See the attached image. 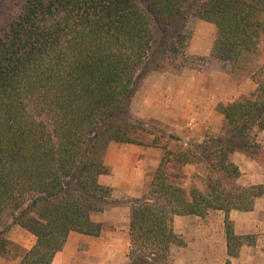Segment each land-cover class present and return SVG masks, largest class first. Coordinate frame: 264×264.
Masks as SVG:
<instances>
[{
  "label": "trees",
  "instance_id": "trees-1",
  "mask_svg": "<svg viewBox=\"0 0 264 264\" xmlns=\"http://www.w3.org/2000/svg\"><path fill=\"white\" fill-rule=\"evenodd\" d=\"M7 1V0H3ZM19 14L0 28V256L18 249L19 264H52L71 233L99 238L93 220L117 203L100 183L111 168V144L146 146L131 103L138 79L177 61L187 48L185 30L195 18L216 27L210 59L249 70L264 46V0H21ZM264 68L248 97L220 104L219 136L193 150L164 155L141 198L130 209L124 264H172L184 238L175 216L225 213L229 259L255 236L237 235L232 211L251 212L264 185L243 187L236 153L264 161ZM203 164L206 188L185 189L169 165ZM18 226L35 237L29 250L11 242Z\"/></svg>",
  "mask_w": 264,
  "mask_h": 264
},
{
  "label": "crops",
  "instance_id": "crops-1",
  "mask_svg": "<svg viewBox=\"0 0 264 264\" xmlns=\"http://www.w3.org/2000/svg\"><path fill=\"white\" fill-rule=\"evenodd\" d=\"M207 24L211 27L205 31L200 30L194 35L189 54L207 58L215 65H221L210 59L217 31L214 25ZM210 61L207 70L183 71L180 74L159 79L152 92L151 89L149 90L142 104L143 117L162 122L164 126L169 127L171 133H176V138L178 137L184 146H188L189 140L195 137L197 138L196 143L201 144L211 136L221 135L225 120L224 116L218 112V106L248 97L256 91L258 85L253 76L260 68H264V46L254 64H251L249 70L246 71L247 75L244 78L234 77L231 67L225 70L215 68V66L213 68L210 66ZM257 140L264 146V132L258 133ZM143 147L111 144L105 159L106 165L111 168L112 172H116L123 165L130 163L129 156L135 153L139 155H137L138 158L143 156V164L154 161L156 171L161 162L162 153L157 148L150 147V144L147 148ZM114 154L117 156L116 162H111L110 156ZM152 156L156 158L151 159ZM232 162L241 172L238 184L243 187L264 185V163L262 161L252 160L245 154L236 153L232 156ZM197 168L198 165L194 164L177 166V170L182 172L181 175H185L186 184L196 183V179L199 178L197 175H200ZM168 169L173 171V168ZM139 175L142 176L141 173ZM126 180L131 181L128 173ZM133 185L135 186L134 183ZM133 198L137 197L133 196ZM126 211L130 213V209ZM225 218L226 215L222 211H211L205 218L175 216L172 229L184 238V245L172 248L174 262L178 264H225L229 259ZM230 220L234 224L237 235H253L256 238L253 245L242 247L239 257L231 259V264H261L264 260V197L256 200L254 210L251 212L232 211ZM127 223L124 233L127 244H129V218ZM104 233L103 230L99 238L71 233L64 249L55 257L52 264H83L81 257L84 256L96 259L108 256L110 245H112L111 240L114 237L109 235L105 237ZM18 243L20 247L29 250L35 244V237L32 238V244L29 247L22 241L18 240ZM82 244L87 251L80 250ZM127 252L128 250L122 262L118 264L127 262ZM19 259L18 264L21 261Z\"/></svg>",
  "mask_w": 264,
  "mask_h": 264
},
{
  "label": "rangeland",
  "instance_id": "rangeland-1",
  "mask_svg": "<svg viewBox=\"0 0 264 264\" xmlns=\"http://www.w3.org/2000/svg\"><path fill=\"white\" fill-rule=\"evenodd\" d=\"M21 4V0H0V28L4 26L9 20L15 18L19 14L21 10ZM208 27H211V25H208L207 23H204L203 21L195 18L190 19L184 33L188 38L187 48L184 49V56L183 54L180 55L178 60L174 61L173 63L166 62L164 69L156 71L152 70L145 76H142L138 79L137 91L131 103V112L134 118L141 121L143 124V127L139 129V133L137 136L139 141H142L146 144V146H144L143 148H147L154 139H157L158 143L166 145L168 148H170L171 151H180L182 149L188 148L193 150L197 145V138L195 137L191 141L189 140L188 146H184L182 143H180L178 137L176 138V133H171L169 127L164 126L162 122L158 121L157 119L144 118L142 112V104L149 90L151 89L150 91L152 92V90L154 89V85L157 84L156 82H158L159 79H163L166 76L180 74L183 71H203L209 69V59L207 60V58L195 57L189 54V47L194 35L200 30H207ZM210 62V66H213V68L215 66V68L217 67L221 70L226 69L223 68L222 64L215 65V63H213L212 61ZM243 71L244 69H240L234 74V77L238 79L244 78L247 75V72ZM158 151L162 153L163 157L164 151H162L161 149H158ZM137 155L138 154L135 153L131 154L129 156L130 163L123 165L122 168L117 169L116 172H112L111 170V173L109 175L100 177V183L102 185L113 188L112 199L117 204L110 207L102 214L94 215L93 220L102 223L105 237L109 235L113 236L114 238L111 240L112 245H110L108 256L105 255L96 259L95 257H86L82 255L84 256L81 257L83 264H118L122 262L123 258L125 257V253L126 250H128L129 244H127V238L124 232L128 225L127 221L130 213L126 211L129 209V207L123 203L128 199H132L133 196L141 198L144 192L150 186L155 173V162H146L145 164H143V156L138 158L139 155ZM110 157L111 162H116L117 156L115 154L111 155ZM154 157L155 156H152L151 159H153ZM262 163H264V161ZM194 165H198L197 169L200 172V175H197L199 178L196 179V183L193 182V184H186V177L185 175H181L182 172L177 170V166L173 165L168 168H173L172 172L180 176L178 182L185 189L190 190L192 186H195L200 190H204L206 188V180L208 177L207 168L203 164ZM127 173L131 178V181L126 180ZM139 173H141L142 176L139 175ZM133 183L135 184V186L133 185ZM125 188L129 189V191H127V189ZM127 192H130V194H127ZM7 236L9 240L16 245H19L18 240L26 243L28 247L32 244V235L25 230L23 231V229L18 226L13 227L9 231ZM80 250L82 252L87 251V249L83 248V244ZM18 254V249L13 247L8 257L0 256V264H18ZM174 261L175 259L172 258V264H178ZM261 264H264V260L261 261Z\"/></svg>",
  "mask_w": 264,
  "mask_h": 264
}]
</instances>
